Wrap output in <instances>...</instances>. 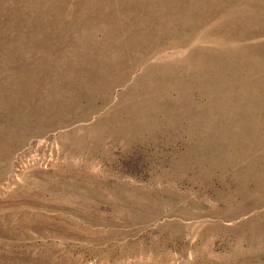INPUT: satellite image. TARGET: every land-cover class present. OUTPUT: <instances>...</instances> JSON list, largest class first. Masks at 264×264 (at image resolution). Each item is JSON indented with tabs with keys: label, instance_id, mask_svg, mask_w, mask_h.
<instances>
[{
	"label": "rangeland",
	"instance_id": "obj_1",
	"mask_svg": "<svg viewBox=\"0 0 264 264\" xmlns=\"http://www.w3.org/2000/svg\"><path fill=\"white\" fill-rule=\"evenodd\" d=\"M0 264H264V0H0Z\"/></svg>",
	"mask_w": 264,
	"mask_h": 264
}]
</instances>
